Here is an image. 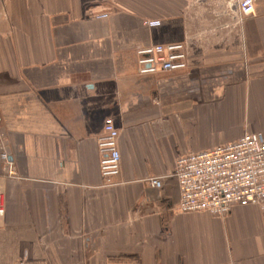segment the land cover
<instances>
[{
  "label": "crops",
  "instance_id": "0c3cea01",
  "mask_svg": "<svg viewBox=\"0 0 264 264\" xmlns=\"http://www.w3.org/2000/svg\"><path fill=\"white\" fill-rule=\"evenodd\" d=\"M253 1L242 18L238 0H0V264H264L259 206L182 213L172 177L179 156L264 136ZM181 43L186 70L138 73V50ZM108 117L122 156L111 187Z\"/></svg>",
  "mask_w": 264,
  "mask_h": 264
},
{
  "label": "built area",
  "instance_id": "2783aa9c",
  "mask_svg": "<svg viewBox=\"0 0 264 264\" xmlns=\"http://www.w3.org/2000/svg\"><path fill=\"white\" fill-rule=\"evenodd\" d=\"M239 16H255L253 0H238ZM158 26L160 22H146ZM138 73L156 75L163 72L183 71L189 66L186 44L155 45L137 51ZM115 119L108 117L104 123V135L99 138L102 177L105 187L117 186L121 174L122 156L118 139L120 130ZM1 160L4 170L15 176L9 155L4 151ZM172 177L177 181L182 213L203 212L224 219L236 205L259 206L264 212V136L261 133H244L240 139L228 145L217 146L197 154L177 157ZM149 187L160 189L163 181L149 177ZM5 191L0 183V226L6 214Z\"/></svg>",
  "mask_w": 264,
  "mask_h": 264
}]
</instances>
